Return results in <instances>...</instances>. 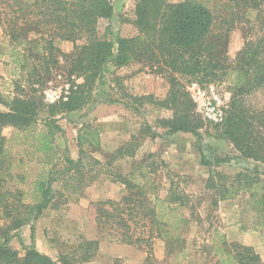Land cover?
<instances>
[{
  "label": "trees",
  "instance_id": "1",
  "mask_svg": "<svg viewBox=\"0 0 264 264\" xmlns=\"http://www.w3.org/2000/svg\"><path fill=\"white\" fill-rule=\"evenodd\" d=\"M112 1L0 0V58L18 75L15 94L7 101L0 100L5 106L0 109V264H82L96 256L100 241L112 237L149 253L156 238L181 248V228L188 219L178 211L193 209L189 195L172 180L165 197L155 196L150 201L144 190L133 195L131 192L140 185L134 181V171L124 175L112 166L119 159L133 157L143 137L176 132L201 136L204 122L194 110L185 81L203 86L225 81L230 93L217 134L232 145L237 162L221 157L209 161L200 150L201 163L209 168L206 188L215 193L211 204L243 192L248 195L251 209L262 217L259 224H264V106L248 101L252 93L264 89V0H216L213 9L198 0H136L132 23L137 32L131 37L118 36L115 42L97 36L98 21L114 13ZM238 24L246 26L243 45L228 61V33ZM55 39L71 42V51H62ZM134 62L146 63L167 75L170 88L159 103L173 112L171 117L158 121L165 132L160 134L145 124L138 133L140 140L133 136L101 161L85 148H99V131L83 124L76 137L77 158L64 155L65 166L56 170L55 135L63 133L58 119L90 103L93 91L103 85L107 64L118 68ZM57 70L75 80L65 99L45 105L43 88ZM43 106L48 116L39 127L37 117ZM6 129L10 140L23 147L25 156L37 159L39 168L35 173L26 171L23 155L14 158L10 152L9 138L3 133ZM146 166L150 173L158 170L152 163ZM219 168L237 171L227 181L230 177ZM102 173L124 185L127 194L119 200L94 203L95 239L81 238L59 252L56 260L39 252L34 246V222L57 196L65 201L78 200ZM56 182L60 187H54ZM190 213L194 215L192 210ZM26 225L30 227L29 245L20 235ZM14 237L23 253L11 248ZM211 239L215 241L214 264H264L249 245L229 242L216 231ZM113 264H122V260L117 258Z\"/></svg>",
  "mask_w": 264,
  "mask_h": 264
},
{
  "label": "rangeland",
  "instance_id": "2",
  "mask_svg": "<svg viewBox=\"0 0 264 264\" xmlns=\"http://www.w3.org/2000/svg\"><path fill=\"white\" fill-rule=\"evenodd\" d=\"M198 1L206 3L211 9L216 7V0ZM112 3L114 13L111 17L98 21L97 36L115 42L118 36L135 35L137 29L132 20L135 18L136 0H113ZM245 29V24H238L228 33L225 48L228 61H231L242 47ZM54 43L64 52L72 49V43L69 41L55 39ZM17 76L13 66L1 57L0 100L7 101L15 94L14 82ZM73 80H75L74 76L68 78L63 71H54L43 88V103L48 105L61 98L65 99ZM76 81L79 83L81 79ZM189 84L190 82L185 81V90L194 105L195 112L204 122L199 130L201 136L176 132L154 138L143 137L133 157L119 159L112 166L113 170L124 175L134 171V181L140 185L131 192L133 195H138L144 190V196L150 201L155 196L165 197L171 180L176 183L179 190L189 195L188 202L193 209L187 207L178 211L188 219L181 228L182 247L179 248V244L170 245L156 238L149 253L143 248L121 243L112 237L100 241L96 256L82 264H113L117 258L122 260V264H214L216 258L213 255L212 245L215 241L211 239L213 231L222 234L229 242L236 241L253 247L264 259V224H259L262 217L257 215L247 203L248 195L240 192L233 197L220 200L216 205L211 204L215 193L206 188L209 168L201 163L200 150L209 161L221 157L229 158L235 163L238 158L232 145L217 134V124L221 122H208L197 111ZM208 86H212L218 97L228 104L230 93L227 82H215L205 87ZM169 88L167 75L157 72L155 67H150L146 63L134 62L118 68L107 64L103 85L93 91L90 103L83 109L69 114L67 118H59L57 121L63 128V133L55 135L58 153L55 169L65 166L64 155L77 158L76 137L78 129L83 124L91 125L99 131V148H85L89 154L101 161H105L111 152L130 141L133 136L136 140L139 139V130L145 124L163 134L165 129L158 121L171 117L173 110L159 102L167 96ZM141 96L143 99L138 100L137 98ZM147 96L151 98L147 99ZM102 99L104 102H99ZM248 101L257 107H263L264 89L252 93ZM0 109H5L2 103ZM46 116L48 112L43 106L37 117L39 127L43 126ZM8 132L9 130L6 129L3 133L9 138L10 152L14 158L23 155L21 160L24 162V168L30 174L35 173L39 168L37 159L28 154L25 156L23 147L11 141ZM149 163H152V167H158L156 173L148 171L146 165ZM218 170L230 177L227 181H231V176L237 171L230 168ZM54 187H60V183L56 182ZM126 194L124 185L113 181L111 175L102 173L94 183L85 188L82 197L78 200L65 201L63 197L57 196L54 204L34 222L35 248L56 260L59 252L76 244L81 238L95 239L94 203L105 199L119 200ZM191 210L194 215L190 213ZM2 225L3 220L0 215V231ZM20 235L25 245L31 243L29 225L21 228ZM10 246L23 253L17 238L11 239Z\"/></svg>",
  "mask_w": 264,
  "mask_h": 264
},
{
  "label": "built area",
  "instance_id": "3",
  "mask_svg": "<svg viewBox=\"0 0 264 264\" xmlns=\"http://www.w3.org/2000/svg\"><path fill=\"white\" fill-rule=\"evenodd\" d=\"M205 86L196 81L189 84V90L196 103V109L201 113L204 120L220 123L224 119L227 103L218 97L212 86Z\"/></svg>",
  "mask_w": 264,
  "mask_h": 264
}]
</instances>
